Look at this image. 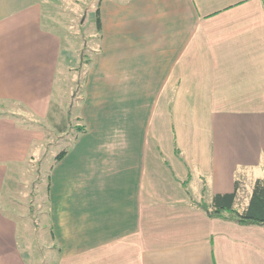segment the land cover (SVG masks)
I'll list each match as a JSON object with an SVG mask.
<instances>
[{
  "label": "crops",
  "instance_id": "crops-1",
  "mask_svg": "<svg viewBox=\"0 0 264 264\" xmlns=\"http://www.w3.org/2000/svg\"><path fill=\"white\" fill-rule=\"evenodd\" d=\"M77 1L0 0V105L23 111L0 110V264H28L6 179L48 145L58 74L76 70L62 58L80 51L63 19ZM95 16L70 102L84 131L40 210L56 264H264V226L188 201L235 193L242 209L264 180V0H98Z\"/></svg>",
  "mask_w": 264,
  "mask_h": 264
},
{
  "label": "rangeland",
  "instance_id": "rangeland-1",
  "mask_svg": "<svg viewBox=\"0 0 264 264\" xmlns=\"http://www.w3.org/2000/svg\"><path fill=\"white\" fill-rule=\"evenodd\" d=\"M78 4L71 8L70 12L74 13V16L68 15L63 17L69 21L70 32H72L73 42L80 48V51L71 49L66 52L64 58H62L66 64H74L76 70L70 73L58 74L57 85L54 87L52 104L50 113L53 112V122L47 119L41 125L44 128V132L48 136V145H43L42 151L39 156L33 161H28L24 167H22L17 173L7 177L6 185L10 187L8 189L7 197L10 196L9 201H5L2 207L6 213L10 214L17 220V239L22 253L26 255V261L28 264H56V255L54 250L49 248L51 243L50 229L48 225L47 215L42 214L46 208V185L48 182V176L50 174V166L55 162L56 156L63 150H66L73 136L76 134V129L71 128L75 124L73 118L74 106L73 103L70 107L72 95L74 94L77 77L81 76L80 61L76 59L79 57L80 52L85 49L84 57L89 55V52L97 44L95 38L96 32V10L98 0H78ZM68 4V3H67ZM70 6V4H69ZM66 8V6H65ZM61 8H57L60 12L55 15L53 11L52 19L56 20L62 18L66 10L61 11ZM53 10V9H52ZM50 16L47 13L43 16L44 26H52V29L61 37L66 34L65 28L54 27L50 20ZM92 31L94 34H92ZM69 32V33H70ZM69 57V59H68ZM76 57V58H75ZM86 59H81L84 62ZM70 65V66H71ZM4 109L6 112H11L16 117H22V110L12 104H5ZM23 118V117H22ZM70 118V119H69ZM69 119V120H68ZM33 119L26 118L24 123H32ZM55 123V125H54ZM66 125L67 136L60 138L58 130L62 129ZM39 146V145H38ZM247 203V193L239 198V205ZM40 210H42L40 212ZM40 212V214H39Z\"/></svg>",
  "mask_w": 264,
  "mask_h": 264
},
{
  "label": "trees",
  "instance_id": "trees-1",
  "mask_svg": "<svg viewBox=\"0 0 264 264\" xmlns=\"http://www.w3.org/2000/svg\"><path fill=\"white\" fill-rule=\"evenodd\" d=\"M99 26V19L96 18V29H99ZM83 131L82 127L76 129V133ZM77 134H75V137ZM66 151H61L56 156L55 161L61 160ZM234 198L235 193H231L217 194L213 196L210 203H206L202 198L197 201L192 200L189 196L188 201L193 207L202 210L209 218H218L240 225L264 226V180L258 179L254 182L249 200L244 208L239 209L234 206Z\"/></svg>",
  "mask_w": 264,
  "mask_h": 264
}]
</instances>
